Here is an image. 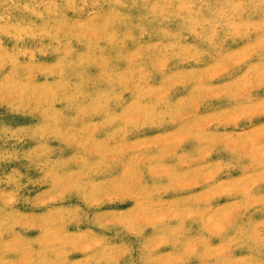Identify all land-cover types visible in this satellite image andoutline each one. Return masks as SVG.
<instances>
[{"label": "rangeland", "instance_id": "1", "mask_svg": "<svg viewBox=\"0 0 264 264\" xmlns=\"http://www.w3.org/2000/svg\"><path fill=\"white\" fill-rule=\"evenodd\" d=\"M0 264H264V0H0Z\"/></svg>", "mask_w": 264, "mask_h": 264}]
</instances>
